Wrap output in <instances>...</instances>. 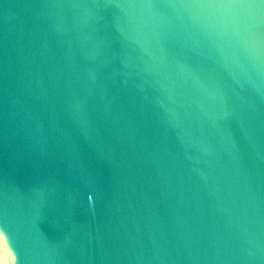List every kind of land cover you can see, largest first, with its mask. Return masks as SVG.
I'll use <instances>...</instances> for the list:
<instances>
[{
	"label": "water",
	"instance_id": "obj_1",
	"mask_svg": "<svg viewBox=\"0 0 264 264\" xmlns=\"http://www.w3.org/2000/svg\"><path fill=\"white\" fill-rule=\"evenodd\" d=\"M2 264H264V0H0Z\"/></svg>",
	"mask_w": 264,
	"mask_h": 264
},
{
	"label": "bare ground",
	"instance_id": "obj_2",
	"mask_svg": "<svg viewBox=\"0 0 264 264\" xmlns=\"http://www.w3.org/2000/svg\"><path fill=\"white\" fill-rule=\"evenodd\" d=\"M0 264H2V257L0 256Z\"/></svg>",
	"mask_w": 264,
	"mask_h": 264
}]
</instances>
